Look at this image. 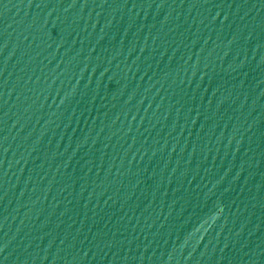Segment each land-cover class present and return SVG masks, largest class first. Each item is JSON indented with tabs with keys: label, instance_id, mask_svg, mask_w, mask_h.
<instances>
[{
	"label": "water",
	"instance_id": "1",
	"mask_svg": "<svg viewBox=\"0 0 264 264\" xmlns=\"http://www.w3.org/2000/svg\"><path fill=\"white\" fill-rule=\"evenodd\" d=\"M0 264H264V0H0Z\"/></svg>",
	"mask_w": 264,
	"mask_h": 264
}]
</instances>
